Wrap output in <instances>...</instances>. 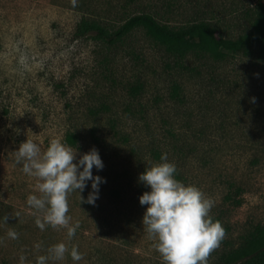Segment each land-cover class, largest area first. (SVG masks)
Wrapping results in <instances>:
<instances>
[{
	"label": "rangeland",
	"instance_id": "1",
	"mask_svg": "<svg viewBox=\"0 0 264 264\" xmlns=\"http://www.w3.org/2000/svg\"><path fill=\"white\" fill-rule=\"evenodd\" d=\"M258 1L0 0V264H36L41 255L46 264H165L142 223L147 205L139 196L149 189L138 181L164 153L176 179L214 201L209 215L225 234L207 264L264 224L258 45L213 59L195 50L172 54L140 26L113 43L76 34L81 20L113 31L149 13L170 29L205 21L217 36L235 39L249 30ZM26 139L41 153L52 140L77 157L99 151L104 167L92 171L105 182L95 204L80 203L75 191L67 197L69 226H77L71 238L67 227H38L46 213L27 200L42 195L40 181L15 160ZM90 191L91 182L81 195ZM61 242L68 251L54 259L49 250ZM73 247L81 260L71 258Z\"/></svg>",
	"mask_w": 264,
	"mask_h": 264
},
{
	"label": "clouds",
	"instance_id": "2",
	"mask_svg": "<svg viewBox=\"0 0 264 264\" xmlns=\"http://www.w3.org/2000/svg\"><path fill=\"white\" fill-rule=\"evenodd\" d=\"M255 98H253L254 100ZM15 152L16 163L22 164L24 173L40 181L38 191L42 194L29 195L28 204L44 210V222L37 221L42 230L45 224L52 227H67V235L73 237L77 226H69L68 195L79 193L80 203L95 204L100 185L105 178L94 175L93 168L102 170L103 161L98 149L92 147L79 155L59 140H52L47 150L41 153L38 143L26 139ZM161 163L146 168L138 181L149 190L139 196V203L147 205L142 217L148 233L157 241L156 247L165 264H207L209 254L219 246L224 237V228L209 215L214 201L194 185H185L175 178L176 166L161 155ZM91 182V191L85 198L84 192ZM6 221L8 217L4 218ZM13 239L18 234L10 231ZM54 259H63L68 251L64 243L50 250ZM74 261L82 259V253L73 247L70 251ZM48 256L41 255L36 264H46Z\"/></svg>",
	"mask_w": 264,
	"mask_h": 264
},
{
	"label": "trees",
	"instance_id": "3",
	"mask_svg": "<svg viewBox=\"0 0 264 264\" xmlns=\"http://www.w3.org/2000/svg\"><path fill=\"white\" fill-rule=\"evenodd\" d=\"M255 11L249 30L235 39L217 36L213 27L205 21L192 22L177 29H170L158 23L149 13L134 14L113 31H108L94 20H81L77 25L76 34L82 36L93 32L95 38L113 43L134 27L140 26L148 35L162 42L167 51L172 54L182 56L195 50L213 59H221L228 52L258 45L259 53L264 57V0L257 2ZM66 141L73 144L74 135L67 133ZM226 198L230 199V195ZM240 202L239 198L234 201L235 204ZM235 263L264 264V224L256 225L240 247L224 252L218 258V264Z\"/></svg>",
	"mask_w": 264,
	"mask_h": 264
}]
</instances>
